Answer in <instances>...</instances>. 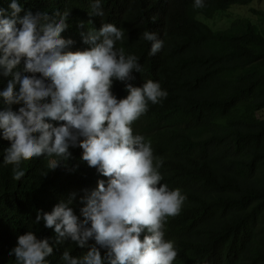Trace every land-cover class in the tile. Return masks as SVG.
Returning <instances> with one entry per match:
<instances>
[{
  "label": "trees",
  "instance_id": "16d2710c",
  "mask_svg": "<svg viewBox=\"0 0 264 264\" xmlns=\"http://www.w3.org/2000/svg\"><path fill=\"white\" fill-rule=\"evenodd\" d=\"M252 1L204 0L203 8L194 9V0H101L104 16L97 17L92 15L94 0H18L33 14L70 11L62 37L75 41L71 51L89 47L81 32L115 24L124 30L116 47L137 56L142 66L130 83L140 87L152 80L167 92L160 103L149 102L132 128L163 160L160 183L186 196L180 214L165 225V239L178 251L173 264H264V118L256 115L264 110V34L243 18L226 30H213L198 18L213 19L220 11ZM11 2L0 0L6 14ZM145 31L163 40L154 56L149 55L151 42L142 39ZM23 67L22 60L16 70ZM9 79L0 75V91ZM112 92L118 99L127 96L119 81ZM7 107L0 98V110ZM19 107L13 104L11 109ZM8 147L10 142L0 138V264H16L9 253L28 231L53 245L47 264H64V251L81 257L87 247L71 241L55 245L54 230L37 223L36 215L63 202L82 220L81 198L107 178L74 147L54 170L49 165L55 157L24 161L25 175L17 181L12 166L3 163ZM100 251L103 256L105 250Z\"/></svg>",
  "mask_w": 264,
  "mask_h": 264
},
{
  "label": "clouds",
  "instance_id": "9594fccd",
  "mask_svg": "<svg viewBox=\"0 0 264 264\" xmlns=\"http://www.w3.org/2000/svg\"><path fill=\"white\" fill-rule=\"evenodd\" d=\"M204 6V0H194V9ZM9 8L10 14L0 8V75L11 77L0 91L8 106L0 110V138L10 142L4 165L12 166L18 181L25 175L24 161L55 157L49 165L54 170L71 157L70 148L79 147L81 159L107 178L81 198L82 220L61 202L51 212L38 211L35 221L54 230L55 245L71 241L88 248L76 258L64 251V264H173L178 251L165 239V225L180 214L186 196L160 183L163 160L132 128L149 102L160 103L167 92L152 80L140 87L130 83L142 66L137 56L116 47L124 30L115 24L81 32L82 43L89 47L71 51L75 41L62 37L70 11L33 14L18 0ZM91 8L92 15L104 16L101 0H94ZM142 39L151 42L150 56L163 48L155 32H143ZM22 60V71L16 70ZM114 81L125 85V98L113 94ZM13 104L20 105L18 111L11 109ZM53 250L48 238L28 231L18 236L9 255L16 264H47Z\"/></svg>",
  "mask_w": 264,
  "mask_h": 264
},
{
  "label": "rangeland",
  "instance_id": "374dc122",
  "mask_svg": "<svg viewBox=\"0 0 264 264\" xmlns=\"http://www.w3.org/2000/svg\"><path fill=\"white\" fill-rule=\"evenodd\" d=\"M198 18L213 30H226L238 19L243 18L257 26L264 34V0H253L248 5H233L227 11H220L213 19L204 15H199ZM256 115L258 118H264V110Z\"/></svg>",
  "mask_w": 264,
  "mask_h": 264
}]
</instances>
